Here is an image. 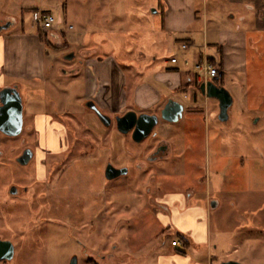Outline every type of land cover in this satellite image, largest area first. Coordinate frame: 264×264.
Returning a JSON list of instances; mask_svg holds the SVG:
<instances>
[{"label":"rangeland","instance_id":"1","mask_svg":"<svg viewBox=\"0 0 264 264\" xmlns=\"http://www.w3.org/2000/svg\"><path fill=\"white\" fill-rule=\"evenodd\" d=\"M55 1L52 14L57 23L62 21L64 45H45L43 81L21 83L23 132L12 137L0 131V239L15 245L14 258L0 264H68L74 252L80 253L78 238L88 250L81 252L80 264H89V257L99 264H157L172 240L184 235L172 225V206L184 213L196 204L208 208V233L206 240L194 242L190 256L196 249L207 264H264V28L253 24L264 6L250 13L242 3L207 0V18L203 0H197L195 32L186 34L155 32V16L161 18L164 0ZM21 2L0 0V12L16 13L25 6ZM37 11L31 8L19 15L25 24L21 22L18 30L42 34L40 24H34ZM242 15L251 17L243 22ZM238 23L245 32L248 65L232 73L234 85L213 80L234 97L227 122L219 119L218 99L203 95L198 85L185 91L158 88L156 74L176 66L166 62L172 56L180 68L186 67L185 60L205 35L217 42L221 27ZM189 37L190 48L183 50L182 40ZM212 48L206 53L215 56L217 49ZM71 53L74 57L67 59ZM89 56H111L129 76V103L119 114L128 109L159 114L170 95L185 105L184 116L178 122L161 120L142 142L121 133L116 121L105 126L86 105L89 81L84 62ZM193 66L190 63L189 69ZM144 83L166 95L151 98L156 99L153 108L136 104L135 89ZM100 85L102 89L103 80ZM195 93L199 99L192 102ZM44 119L58 136L53 141L56 148L44 144L39 128ZM162 139L170 143L169 153L152 161ZM26 148L37 156L22 165L17 158ZM110 162L128 167L129 173L108 180L105 169ZM39 169L44 183L36 181ZM12 185L21 191L30 187V192L12 195ZM35 187L41 198L33 199ZM211 199L218 202L216 208Z\"/></svg>","mask_w":264,"mask_h":264},{"label":"crops","instance_id":"2","mask_svg":"<svg viewBox=\"0 0 264 264\" xmlns=\"http://www.w3.org/2000/svg\"><path fill=\"white\" fill-rule=\"evenodd\" d=\"M231 1L246 5L250 13L256 12L255 9L260 7V5H262V7L264 6V0ZM29 3L34 6L27 7L26 5ZM55 3V0H22L21 4L25 6L17 8L16 13L0 12V25H4L8 22L11 23L9 28L0 31V88L10 86H17L20 88L22 82L27 81L32 83L37 79L41 81L44 80L43 74L47 55L45 45L50 43L55 48H57V46L59 47L60 44L61 46L64 45V39L60 37L59 30L62 21L60 20L57 23L54 31L44 30L46 33L43 32L42 27L39 25V29L42 32V34H40L32 30L26 31L25 28L22 31L18 30L20 23H23L19 15L25 14V11L31 8L53 13L52 11L55 9ZM203 4L205 8L204 16L208 18L209 8L207 0H203ZM160 5L162 8V16L160 19L158 15L155 16V19H157L154 27L155 32L162 33L166 31L186 34L195 32L194 25L197 23L198 15L200 14L197 0H164L160 1ZM258 16H261V18L258 17L255 19V22H252L255 24V28H264V10H260ZM249 17L251 16L242 15L239 17V20L246 22ZM230 18L236 19V14L231 13ZM252 22H248L250 27H253ZM34 24H36V22ZM244 33L242 23H238L234 28L221 27L219 40L217 42H210L209 35H205L201 46L198 45V49L191 53L190 57L185 60L186 67L182 66L180 68L179 65H177L180 61H178V63H172L171 59L174 57L172 56L170 61L166 62L176 64V66L168 68L165 70L166 72L159 71L158 74H156L155 81L158 84V88L164 91L165 89L174 91L185 84L187 86L194 84L198 80L195 72V65L203 58L208 59L213 65L219 67L221 77L217 79L222 80L223 84L227 80L234 85L235 79L231 77L232 73L243 72L248 65L246 48L244 45ZM184 41L191 43L193 40L189 37L184 38L182 42ZM211 47L217 49L218 53L215 54V56H210V54L208 55L206 53V51L210 53ZM192 62L194 66L193 70H190V63ZM84 64L87 67L89 81L86 99L94 100L103 111L108 110L109 112L120 115L121 113L119 114L118 112L124 110L129 103L128 92L126 90L129 79L127 73L111 56L99 60L95 59L93 56H89L85 59ZM153 64L154 62L150 65ZM7 80H10L12 84H7ZM102 80L104 85H102L101 89L100 84ZM198 83L201 84L202 82L198 80ZM99 90L101 92L98 94ZM157 93L160 94L159 98L163 96L166 97V95H163V93L161 94L156 87L148 83L137 86L134 95L136 104L142 108L155 107L156 99H150L156 98ZM196 95L195 93L193 99L190 101L194 102L195 97L199 99L198 95ZM168 99H172L170 95H167L166 102H168ZM129 110L132 109L125 110L123 113ZM39 128L43 131L42 139L44 144L56 148L58 145L53 141H58V136L49 129L50 125L47 124L46 119H44V124L42 123ZM46 129H49L48 133L45 132ZM206 208L207 206L205 205L196 204L193 207L184 209L186 211L182 213L181 207L172 206L171 220L173 224H171L177 228V231L183 233L187 237L190 245L188 247H174L171 242L166 255H161L159 257L158 264H207L205 256H201L197 253L196 249H194L195 252L192 256H190L189 253L192 247H196L194 242L207 239L208 232L206 231V225L208 220L205 219ZM196 212L197 214H203V217L199 219L196 216ZM160 220L162 219L160 218ZM167 223L170 224V222ZM187 234H189V236ZM183 247L186 248L185 250L188 249V251H185L187 252L186 254H181L179 252V250L184 249Z\"/></svg>","mask_w":264,"mask_h":264},{"label":"water","instance_id":"3","mask_svg":"<svg viewBox=\"0 0 264 264\" xmlns=\"http://www.w3.org/2000/svg\"><path fill=\"white\" fill-rule=\"evenodd\" d=\"M11 26L8 22L0 25V31ZM74 53L67 55V59H72ZM200 90L203 95L209 98H216L219 101L220 113L219 119L227 122L230 119V108L234 103V97L231 92L223 86L217 85L213 80L202 82ZM0 131L8 136H18L23 132L24 128V104L20 90L17 86L4 87L0 89ZM87 107L94 110L105 126H111L113 119L104 113L101 108L91 100L87 102ZM185 112V105L176 99H169L161 110V117L153 113H138L135 110H129L123 115L115 117L117 129L123 134L132 133V137L136 142H142L148 138L159 124L160 118L168 122H178ZM34 157V151L27 148L23 154L17 158L22 165H27ZM129 173L128 167L118 168L111 162L107 164L105 176L108 180H113L119 176ZM12 193L16 192V187H12ZM213 208L218 206V202L212 201ZM15 255V245L10 240L0 239V261L12 260ZM70 264H78V257L74 256ZM222 264H243L238 261H225Z\"/></svg>","mask_w":264,"mask_h":264},{"label":"built area","instance_id":"4","mask_svg":"<svg viewBox=\"0 0 264 264\" xmlns=\"http://www.w3.org/2000/svg\"><path fill=\"white\" fill-rule=\"evenodd\" d=\"M35 22L41 25L42 29L45 31H54L57 25V19L52 13L44 12L43 10H38L34 16ZM190 48L189 42H184L182 44V49L187 50ZM178 58L173 57L171 59L172 63H178ZM196 76L200 82H208L210 80H215L221 77V72L219 67L213 65L208 59L203 58L195 65ZM172 245L174 247H182V240L178 237L172 240Z\"/></svg>","mask_w":264,"mask_h":264},{"label":"flooded vegetation","instance_id":"5","mask_svg":"<svg viewBox=\"0 0 264 264\" xmlns=\"http://www.w3.org/2000/svg\"><path fill=\"white\" fill-rule=\"evenodd\" d=\"M65 72V71H64ZM11 87H13V86H11ZM4 88V87H3ZM3 88H0V89H3ZM92 99H87V102L88 101H91ZM94 101V100H93ZM96 103V102H95ZM2 104L0 103V106H1ZM102 110V109H101ZM94 113H95V111L94 110H92ZM103 111V110H102ZM104 113H106L105 111H103ZM127 112V111H126ZM125 112V113H126ZM125 113H121L120 115H123V114H125ZM139 113V112H138ZM141 113H143V112H141ZM106 114H108V113H106ZM140 114V113H139ZM109 116H110V114H108ZM160 117H161V111H160V113L158 114ZM98 116V115H97ZM117 115H112L111 117H112V119H113V122H112V124L114 123V121H115V117H116ZM100 119V118H99ZM162 119L160 118V121H161ZM160 123V122H159ZM24 127H25V119H24ZM23 130H24V128H23ZM130 134H132V133H130ZM12 137H15V136H12ZM170 143H168V142H166L165 140H160L159 141V144H158V146L156 147V149H155V151H154V153H153V155H152V157H151V160L152 161H155V159H158V158H163V157H165V155L166 154H168L169 153V150H170ZM27 149V148H26ZM25 149V150H26ZM24 150V151H25ZM1 154V153H0ZM37 155H36V152H35V155H34V157H36ZM34 157H33V159H34ZM41 171H43L42 169H39V172L37 171V180L36 181H38L39 183H44V179H40V177H39V173H41ZM12 187H16V186H13L12 185ZM12 187L10 188V193H12L11 192V190H12ZM35 189V192H33L32 193V195L34 196V198L33 199H35L36 198V195H37V198H41V196H39V194L37 193V190H36V187L34 188ZM29 192H30V187H23V190L21 191L20 189H18L17 187H16V192L15 193H12V195H19V194H22V195H25V194H29ZM213 201V199H211L210 200V202H212ZM96 230H97V228H95ZM95 230V231H96ZM97 234V233H96ZM78 240V241H77ZM76 241L78 242V244H79V251L78 252H80V253H76V252H74L73 254H72V256H71V259L69 260V262H68V264H70L71 263V260H72V258L74 257V256H77L78 257V264H80V262H81V252L82 253H84L85 254V252L86 251H88L87 250V244H84L83 243V240H82V238H78ZM89 256V255H88ZM90 258V261L88 262L89 264H99V262L96 260V259H94L93 257H89ZM158 262H159V260H158ZM158 264V263H157Z\"/></svg>","mask_w":264,"mask_h":264},{"label":"trees","instance_id":"6","mask_svg":"<svg viewBox=\"0 0 264 264\" xmlns=\"http://www.w3.org/2000/svg\"><path fill=\"white\" fill-rule=\"evenodd\" d=\"M50 44V43H49ZM51 45V44H50ZM51 46H53V45H51ZM54 47V46H53ZM195 85H198V86H200V83H198V82H195L194 83ZM189 88V86H187L186 84L185 85H183V86H181L179 89H178V91H185L186 89H188ZM181 240H182V242H183V244H184V246L185 247H188L189 245H190V242H189V240L187 239V237H185L184 235H182V234H179V236H178ZM173 246V245H172ZM179 252L181 253V254H186V252L185 251H183V250H179Z\"/></svg>","mask_w":264,"mask_h":264}]
</instances>
